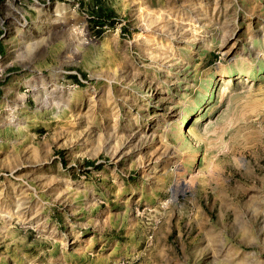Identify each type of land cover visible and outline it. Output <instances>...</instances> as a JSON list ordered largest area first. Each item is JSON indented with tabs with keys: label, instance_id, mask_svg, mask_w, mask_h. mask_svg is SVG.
Segmentation results:
<instances>
[{
	"label": "rangeland",
	"instance_id": "obj_1",
	"mask_svg": "<svg viewBox=\"0 0 264 264\" xmlns=\"http://www.w3.org/2000/svg\"><path fill=\"white\" fill-rule=\"evenodd\" d=\"M0 264H264V0H0Z\"/></svg>",
	"mask_w": 264,
	"mask_h": 264
},
{
	"label": "trees",
	"instance_id": "obj_2",
	"mask_svg": "<svg viewBox=\"0 0 264 264\" xmlns=\"http://www.w3.org/2000/svg\"><path fill=\"white\" fill-rule=\"evenodd\" d=\"M96 1H97V2H100L101 0H96ZM100 9H102V8L99 7V10H100ZM100 18H102V17H100Z\"/></svg>",
	"mask_w": 264,
	"mask_h": 264
}]
</instances>
